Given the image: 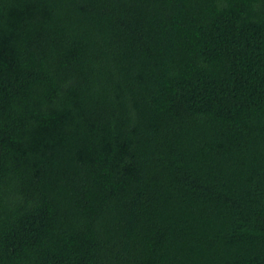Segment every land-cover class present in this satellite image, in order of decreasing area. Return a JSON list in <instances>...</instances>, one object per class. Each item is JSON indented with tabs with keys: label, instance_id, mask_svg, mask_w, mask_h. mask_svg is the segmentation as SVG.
I'll return each instance as SVG.
<instances>
[{
	"label": "trees",
	"instance_id": "trees-1",
	"mask_svg": "<svg viewBox=\"0 0 264 264\" xmlns=\"http://www.w3.org/2000/svg\"><path fill=\"white\" fill-rule=\"evenodd\" d=\"M0 264H264V0H0Z\"/></svg>",
	"mask_w": 264,
	"mask_h": 264
}]
</instances>
